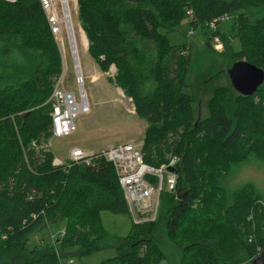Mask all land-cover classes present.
<instances>
[{
	"label": "trees",
	"instance_id": "trees-1",
	"mask_svg": "<svg viewBox=\"0 0 264 264\" xmlns=\"http://www.w3.org/2000/svg\"><path fill=\"white\" fill-rule=\"evenodd\" d=\"M262 5L264 0H78L88 51L102 71L116 67L109 80L149 123L142 145L146 162L160 166L170 156L180 158L175 191L163 194L158 219L132 223L116 257L101 264H161L168 255L154 236L160 218L180 264H253L259 255L264 194L249 182L229 202L223 180L251 156L264 161V83L243 95L227 70L218 71V80L203 82L211 93L206 114L198 115L201 95L185 91L192 85L191 55L163 30L178 27L190 9L195 26L230 13L232 37L241 47L233 49L221 29L213 30L206 45L220 35L226 44L222 55L231 62L246 59L264 69V15L252 20L248 13ZM61 73L62 58L40 0H2L0 264L67 262L51 245L27 248L31 234L47 222L65 221L61 249L90 254L107 234L101 213L129 214L111 163L74 164L66 171L53 165L56 156L44 147L53 135L48 99Z\"/></svg>",
	"mask_w": 264,
	"mask_h": 264
},
{
	"label": "rangeland",
	"instance_id": "rangeland-1",
	"mask_svg": "<svg viewBox=\"0 0 264 264\" xmlns=\"http://www.w3.org/2000/svg\"><path fill=\"white\" fill-rule=\"evenodd\" d=\"M71 8L77 33L80 66L85 78L84 86L91 109L90 112L80 113L77 116L75 133L66 136H51L49 138V141H51L49 149L52 150L56 157L67 160L71 149L74 147H81L85 150L96 152L110 145H117L132 140L139 143V145L143 144L145 132L149 125L148 121L135 114L131 98L125 94L122 88L109 80V77H115L116 75L117 70H115V67L112 66L108 72L102 71L91 53L84 48L82 38L86 37L87 39V36L81 28L77 6L73 1H71ZM248 13L252 20L260 18L264 15V5L250 9ZM190 18L187 16L178 27L169 31L163 30V32L168 34L169 39L173 43L185 45L186 53L191 55L192 60L187 82L192 85L186 86L185 91L188 93L198 92L201 95L200 103L197 105V113L204 116L207 112L206 100L211 93V85L209 83L218 80L219 76L215 74L218 71L227 70L234 62L222 55L226 46L225 42L223 49L215 48L213 42H211L210 47L206 45L207 39L214 28L205 29L203 26L207 22L198 23L196 26L192 25ZM231 23L232 21H219L217 28L227 32L231 37L228 40H230L232 48L238 50L241 47V42L239 38L232 37L233 29ZM79 31L81 32L80 35ZM63 37L66 39L67 52L65 83L67 87L73 88L78 93L74 62L70 55L69 39L65 30ZM87 45L88 41L85 46ZM95 75L99 76V78L94 80ZM212 77L214 80L212 79L211 81L210 78ZM204 80L209 81V83H203ZM249 182L255 185L259 193L264 194V161L255 156H251L245 163L235 165L232 172L223 180L228 201L233 200V194L236 189ZM101 216L107 234L101 241L100 248L90 254L82 256L76 247L61 249L59 240L65 229V221L47 222L36 229L30 236L27 248L31 249L35 245L44 248L51 245L57 252L60 251L66 254L63 257L64 261H73L74 264H101L107 259L115 258L117 255V244L121 239L127 237L133 222L127 213L117 214L104 210ZM154 236L168 255V258L161 264H180L181 254L178 249L175 250V244L167 236L165 218L158 220Z\"/></svg>",
	"mask_w": 264,
	"mask_h": 264
},
{
	"label": "built area",
	"instance_id": "built-area-1",
	"mask_svg": "<svg viewBox=\"0 0 264 264\" xmlns=\"http://www.w3.org/2000/svg\"><path fill=\"white\" fill-rule=\"evenodd\" d=\"M5 1L15 2L16 0ZM71 1L75 3L78 11V0H40L47 22L57 43L63 66V71L56 78L52 94L48 99L53 106L51 113L52 136H66L75 133L77 116L80 113H88L91 109L84 86L85 78L80 66L77 33L72 16ZM188 14L190 15L189 17L193 18V10H188ZM233 17L230 13H224L215 20L207 22L206 25L218 30L217 23L219 21L231 22ZM64 30L69 39L70 55L74 62L78 93L73 88L67 87L65 83L67 52L66 39L63 37ZM80 33L79 31V35ZM213 45L217 49H223L224 42L220 35L214 37ZM133 107L135 112V106L133 105ZM33 145L37 146V142L34 141ZM142 145L132 140L117 145H110L96 152L93 150L88 151L81 147H74L71 149L67 160L54 157L53 165L63 167L67 171L74 164L93 166L99 160H106L115 169L119 183L124 191L131 221L134 224L154 222L158 219L163 194L175 191L178 174L176 170L171 171L169 168L176 169L180 158L173 155L160 166L152 165L146 162ZM50 146L51 141L48 139L44 147L48 150ZM261 251L262 248L260 253ZM64 264L74 263L73 261H67Z\"/></svg>",
	"mask_w": 264,
	"mask_h": 264
},
{
	"label": "water",
	"instance_id": "water-1",
	"mask_svg": "<svg viewBox=\"0 0 264 264\" xmlns=\"http://www.w3.org/2000/svg\"><path fill=\"white\" fill-rule=\"evenodd\" d=\"M227 73L234 89L243 95L254 94L264 83V69L246 59L235 61L227 69ZM169 169L176 170L172 167ZM253 264H264V246L261 253L254 258Z\"/></svg>",
	"mask_w": 264,
	"mask_h": 264
},
{
	"label": "crops",
	"instance_id": "crops-1",
	"mask_svg": "<svg viewBox=\"0 0 264 264\" xmlns=\"http://www.w3.org/2000/svg\"><path fill=\"white\" fill-rule=\"evenodd\" d=\"M82 40H83L84 48H85L86 50H88V45H89V44H88L87 46H85L84 37L82 38ZM87 41H88V40H87ZM96 77H97V76L95 75L93 79L95 80V79H97L99 76H98L97 78H96ZM109 83H110V82H109ZM111 84H112V83H111ZM131 100H132V99H131ZM135 114H136V113H135Z\"/></svg>",
	"mask_w": 264,
	"mask_h": 264
},
{
	"label": "bare ground",
	"instance_id": "bare-ground-1",
	"mask_svg": "<svg viewBox=\"0 0 264 264\" xmlns=\"http://www.w3.org/2000/svg\"><path fill=\"white\" fill-rule=\"evenodd\" d=\"M74 26H75V23H74ZM76 29V28H75ZM71 34H72V32H71ZM84 41H85V44L87 43V39H86V37H84ZM80 57V56H79Z\"/></svg>",
	"mask_w": 264,
	"mask_h": 264
}]
</instances>
